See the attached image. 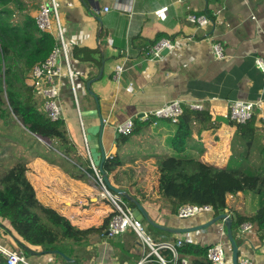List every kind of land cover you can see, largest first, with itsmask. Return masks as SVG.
I'll use <instances>...</instances> for the list:
<instances>
[{
    "label": "crops",
    "instance_id": "0c3cea01",
    "mask_svg": "<svg viewBox=\"0 0 264 264\" xmlns=\"http://www.w3.org/2000/svg\"><path fill=\"white\" fill-rule=\"evenodd\" d=\"M23 1L35 18L43 0ZM57 3L74 73V86L66 76L60 80L64 122L74 151L39 153L22 163L42 206L54 209L80 230H100L80 242L64 244L69 262L49 253L29 257L40 264H139L145 248L132 231L118 238L108 236L106 220L113 214V208L100 198L92 166L100 169L103 155V169L107 161H118L120 164L114 165L113 171L106 172L111 185L128 196L121 195L130 209L139 203L159 225L181 229L207 223L214 215L179 219L172 205L160 195L159 162L176 154L173 138L178 124L159 120L155 125L150 117L152 111L171 101H180L184 110L191 103L200 102L208 119L200 118L192 125L184 158L202 161L219 170L231 165L235 168V162H242L243 173L249 174L253 169L264 179L261 115L254 118L256 134L251 148L228 118L234 101H264V73L256 65V59L264 58V0L184 3L57 0ZM190 15H207L211 22L200 27L189 21ZM159 37L173 40L175 49L160 61H150L147 54ZM216 43L222 45L224 59H218L213 52ZM117 66L124 69L118 81L114 79ZM37 98L41 109L43 99L40 95ZM128 120L134 122L133 134H119L118 126ZM260 187L264 190V185ZM226 203V214L235 220L237 216L254 217L264 201L253 191H247L229 195ZM143 224L157 242L182 240L202 249L215 244H223L226 251L231 248L222 222L189 234H171L147 222ZM254 226L255 233L247 238L242 237L239 229L234 233L239 258L264 264V231ZM0 228L10 230L2 219ZM19 249L22 248L14 250ZM35 252L41 253V249ZM160 253L167 264H180L171 252ZM180 256L187 258L189 264L208 263L201 256ZM152 260L144 264H160L156 257Z\"/></svg>",
    "mask_w": 264,
    "mask_h": 264
},
{
    "label": "trees",
    "instance_id": "16d2710c",
    "mask_svg": "<svg viewBox=\"0 0 264 264\" xmlns=\"http://www.w3.org/2000/svg\"><path fill=\"white\" fill-rule=\"evenodd\" d=\"M161 39L159 37L153 45ZM54 44L51 34L39 30L23 0H0V117L6 121L14 115L30 134L54 141L61 152L70 154L74 148L65 122H53L42 113L34 89L28 85L34 67L44 63ZM200 118L208 119L207 113L184 110L173 138L176 154L159 162L162 198L172 205L176 214L187 204L210 205L214 208V217L226 214L229 195L253 191L264 201V190L259 188L264 185L263 175L249 167L251 173H243L242 162H235V168L231 165L219 170L202 161L184 158L183 153L192 136V125ZM253 122L254 119L246 125L231 123L248 148L252 147L256 134ZM119 164L118 161H107L105 173L113 171L114 165ZM112 217L113 214L106 220L107 226ZM0 219L9 224L10 230L6 231L21 248L41 249L43 253L60 251L66 254L64 244L67 241L80 242L91 232L100 230H80L54 209L42 206L23 163L15 165L0 179ZM232 219L233 233L247 221L264 231V203L254 217ZM208 249L184 244L177 250L179 254L207 258ZM0 264H7L1 254Z\"/></svg>",
    "mask_w": 264,
    "mask_h": 264
},
{
    "label": "built area",
    "instance_id": "2783aa9c",
    "mask_svg": "<svg viewBox=\"0 0 264 264\" xmlns=\"http://www.w3.org/2000/svg\"><path fill=\"white\" fill-rule=\"evenodd\" d=\"M187 0H176L177 3H184ZM109 11V8L105 9ZM161 15L158 14V17ZM39 30L43 33H49L55 40L54 47L41 65L34 67L31 80L28 85L34 89V93L40 95L43 99V105L40 111L44 113L51 121H65L64 103L61 96V78L66 76L72 86H74V73L71 68V54L67 47V42L64 37L62 18L59 12L57 0H43L38 13L35 17ZM189 21L200 27H206L210 24V19L207 15H190ZM175 42L171 39H161L152 46L147 59L150 61H160L164 57V51H173ZM213 52L218 59H224L223 48L220 43L213 45ZM258 69L264 73V58L256 59ZM122 66H117L114 79L118 81L123 72ZM77 102V100H76ZM78 104V102L76 103ZM189 109L195 112H203L205 106L203 103L196 102L189 105ZM257 114L261 115L264 123V101L258 99L256 101L238 100L230 104V112L228 118L239 125H246L252 121ZM184 115V108L180 101H171L150 113V117L157 124L159 120H167L173 125L180 123ZM81 129L84 142L87 146V137L84 130L83 122L81 121ZM134 131V122L126 121L118 126L117 132L124 136L132 135ZM94 170L95 180L100 188V198L108 201L113 208V217L109 223L108 236L110 238L122 237L128 231H132L138 241L145 248V256L139 264L152 262V257L158 259V263L167 264L161 256L162 250H167L172 253L173 258L180 264H189L187 258H182L178 253V248L184 245L182 240L176 242L164 241L157 242L149 235L142 221L134 217L133 210L130 209L123 197L111 191L105 183V175L100 169L92 166ZM202 215H214V208L210 205L196 206L187 204L179 208L177 217L179 219H193ZM256 231L255 226L246 222L241 224L239 232L242 237H249ZM0 254L4 256L7 264H34L30 261L28 254L23 250H10L0 244ZM207 261L209 264H231L230 258L227 256V251L223 244H215L208 249ZM239 264H252L248 259L239 258Z\"/></svg>",
    "mask_w": 264,
    "mask_h": 264
},
{
    "label": "rangeland",
    "instance_id": "374dc122",
    "mask_svg": "<svg viewBox=\"0 0 264 264\" xmlns=\"http://www.w3.org/2000/svg\"><path fill=\"white\" fill-rule=\"evenodd\" d=\"M35 95L38 100L37 94ZM56 151H59L56 142L33 136L14 115H11L6 121L0 117V179L15 165L25 163L36 154ZM0 244L10 250L19 246L13 236L1 228ZM29 259L35 264H40L35 258L29 257Z\"/></svg>",
    "mask_w": 264,
    "mask_h": 264
},
{
    "label": "water",
    "instance_id": "95a60500",
    "mask_svg": "<svg viewBox=\"0 0 264 264\" xmlns=\"http://www.w3.org/2000/svg\"><path fill=\"white\" fill-rule=\"evenodd\" d=\"M169 51H164L163 55L168 54ZM93 81H91L88 86L90 87ZM105 155H103V159L100 165V170L101 172L105 175V183L107 185V187L119 194V195H124L126 197H128L127 195H125L124 191H122L121 189H118L114 186L111 185L109 178L107 177L103 166H104V162H105ZM133 214L134 217L139 220V221H144L147 222L148 224H150L152 227L163 231V232H167V233H171V234H189V233H194V232H200V231H204V230H208L211 228H214L219 222H222L224 224L225 227V233H226V239L228 241V244L230 245V249L229 251H227V256L228 258H230L231 260V264H239V252H240V248L239 245L237 243V240L234 236L233 233V228H232V220L230 218L229 215L227 214H222L219 215L217 217H213L210 221H208L205 224L199 225V226H195V227H190V228H181V229H176V228H170V227H166V226H162L159 225L157 223H155L150 217L149 214L147 213V211L143 208L142 205H140L139 203H136V208L133 209ZM23 250H25V252L28 254V256H34V257H40L46 254H55V255H59L61 256L64 260H66L67 262L71 261V259L69 257H67L64 253L60 252V251H50V252H35L33 250H31L29 247H22Z\"/></svg>",
    "mask_w": 264,
    "mask_h": 264
}]
</instances>
